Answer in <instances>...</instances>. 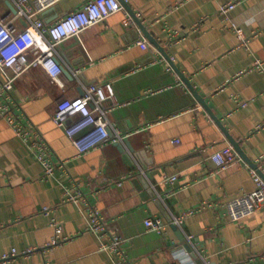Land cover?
<instances>
[{"label": "crops", "instance_id": "obj_1", "mask_svg": "<svg viewBox=\"0 0 264 264\" xmlns=\"http://www.w3.org/2000/svg\"><path fill=\"white\" fill-rule=\"evenodd\" d=\"M84 1L58 0L41 16L52 23ZM126 2L231 136L241 140L247 156L259 162L264 156V0H238L227 16L220 7L230 0ZM10 10L8 0H0V15ZM123 18V11L111 14L84 30L81 41L72 37L59 45L64 86L53 83L40 66L15 80L13 94L50 145L51 160H63L65 166L44 177L43 163L0 116V254L19 251L0 264H114L116 258L99 247L108 235L87 230L85 204L64 200L65 186L73 184L98 208L109 231L124 238L131 264H199L190 256L189 244L204 264V259L210 264H264V206L240 223L207 207L177 229L170 223L164 234L146 228L149 216L167 223L173 214L204 201L252 192L256 183L242 157L225 167L216 165L211 156L233 147L231 141L181 76L167 70V57L137 24L126 26ZM15 24L24 28L26 21L20 18ZM233 24L242 28L247 45ZM171 36L177 40L170 43ZM144 38L150 41L145 49L138 44ZM105 80H112L118 101L110 118L130 135L121 142L123 148L113 142L78 155L53 120L56 105L64 96L81 94L85 84ZM261 169L264 173V162ZM168 175L178 176L172 187L165 182ZM46 205L50 209L45 212ZM54 222L61 228V241L50 244L57 235ZM29 247L34 250L23 254Z\"/></svg>", "mask_w": 264, "mask_h": 264}, {"label": "built area", "instance_id": "obj_2", "mask_svg": "<svg viewBox=\"0 0 264 264\" xmlns=\"http://www.w3.org/2000/svg\"><path fill=\"white\" fill-rule=\"evenodd\" d=\"M10 1L17 8V12L10 10L6 16L0 15V116L10 124L16 136L28 145L35 157L43 163L44 177H50L55 174L58 167H64L65 163L62 160L61 164H56L51 160L50 145L40 129L23 111L20 102L13 94L15 80L26 69L40 66L46 70L53 83L64 86L59 76L62 72V65L58 59V48L64 40L77 37L81 41V34L84 30L119 11L124 12L122 22L126 26H131L135 22L120 0H86L75 10L66 13L52 23H46L41 13L58 0ZM237 3L238 0H230L229 3L220 7V12L227 16L230 9L234 8ZM20 18L26 21L24 28H19L15 24V20ZM233 28L237 31L241 44L247 45L248 38L244 35L242 28L237 24H233ZM169 38L170 43L177 40L172 36ZM138 44L144 49L150 47V41L146 38L139 40ZM262 64V61H258V66ZM9 68H13L14 72L10 73ZM167 70L174 71L173 66L168 64ZM80 71V68H76L74 74L79 76ZM83 92L76 97H62L53 114L56 125L63 127L69 139L77 147L78 155L109 143L124 142L130 134L123 133L116 122L110 118L112 108L118 104L112 80L85 84ZM211 158L216 165L225 167L241 157L235 148L228 146L216 151ZM263 162L264 156L259 159V168ZM250 173L256 183L252 192H242L223 201H204L198 208H190L181 214H173L171 221L167 223L157 215L149 216L145 219L146 228L149 231L164 234L170 223L181 227L186 217L207 207L216 209L220 218L240 223L264 206V178L253 166L250 167ZM125 177L126 175L122 176V178ZM177 179L176 175H168L165 182L172 187ZM117 182L120 183L121 179ZM63 196L65 201H81L85 204L89 217L87 230L99 234L100 237L108 235L109 239L101 241L99 247L116 258L114 264H131L122 246L124 238L118 233L109 231L103 215L89 202L83 191L74 184L68 185L65 186ZM49 209L50 207L46 205L44 211ZM54 224L57 235L53 237L50 244H57L61 241L59 238L61 228L55 222ZM186 236L189 240L194 238L192 234ZM12 249L11 253L0 254V262L9 261L19 254L17 249ZM33 250V247H29L23 251V254H29ZM204 261L210 264L209 261L205 259Z\"/></svg>", "mask_w": 264, "mask_h": 264}, {"label": "water", "instance_id": "obj_3", "mask_svg": "<svg viewBox=\"0 0 264 264\" xmlns=\"http://www.w3.org/2000/svg\"><path fill=\"white\" fill-rule=\"evenodd\" d=\"M122 5H124V7L126 9H128V11L130 12L133 21L135 22V24H137V26H139V28L141 29V31L143 32V34H145L147 36L148 39H150L151 43L164 55L167 57V59L169 60L170 64L173 66L174 70L181 76V78L184 80V82L187 84V86L189 87V89L192 90V92L194 93L195 97L197 100H199V102L202 104V106H204L209 114L211 115V117L214 119V121L216 123L219 124V126L223 129L224 133L226 134L228 140L231 141L233 147L236 149L237 153L239 154L240 157H242L250 166H253L255 168L258 169V172L263 176L264 178V173L262 171L261 168H259V163L254 161L252 158L248 157L247 154L245 153L244 149L242 148V144H241V140H238L234 137L231 136V134L228 132L227 128L225 127L224 123H222L221 119L219 116L216 115V113L213 112V110L211 109V107L208 105L206 98L201 94V92L197 89H195L194 84L190 81L189 77L181 71V69L178 68V66L176 65V63L172 60L171 55H169L166 47L164 44H161L158 39L155 38V36L152 34V32L149 30L148 26L146 23L142 22V20L137 16L136 12L134 11V9L131 7V5H129L125 0H120ZM8 4L10 6V8L12 9V11L15 13L17 12V8L15 7V5L8 0ZM64 70H66L65 67H63ZM82 93L83 90L81 91ZM118 145H120L123 148V143L121 142H115ZM126 143H128V141H126ZM129 144V143H128ZM173 228H176L175 224H172ZM180 238L181 240H183V236L182 234H180ZM187 249L190 252V256L193 257L192 259H195L196 261H198L199 264H204L203 261H201L198 258L197 253L192 249L191 245H187Z\"/></svg>", "mask_w": 264, "mask_h": 264}]
</instances>
